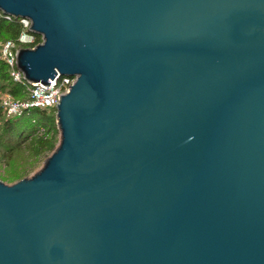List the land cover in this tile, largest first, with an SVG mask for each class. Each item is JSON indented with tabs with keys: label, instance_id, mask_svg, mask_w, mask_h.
Masks as SVG:
<instances>
[{
	"label": "water",
	"instance_id": "95a60500",
	"mask_svg": "<svg viewBox=\"0 0 264 264\" xmlns=\"http://www.w3.org/2000/svg\"><path fill=\"white\" fill-rule=\"evenodd\" d=\"M76 76L58 141L0 180V264H264V0H0Z\"/></svg>",
	"mask_w": 264,
	"mask_h": 264
},
{
	"label": "trees",
	"instance_id": "16d2710c",
	"mask_svg": "<svg viewBox=\"0 0 264 264\" xmlns=\"http://www.w3.org/2000/svg\"><path fill=\"white\" fill-rule=\"evenodd\" d=\"M21 29L18 18L8 20L0 13V47L4 40H17ZM40 37L38 34L39 40ZM3 91L15 98L25 97L24 85L12 79L9 66L0 56V92ZM55 112L56 108H31L21 114L7 116L0 97V146H4L5 152L11 153L29 138L35 156L51 152L57 143L58 131L53 132L56 128ZM41 127H45L46 131L40 132ZM15 139L19 143H15ZM1 175L8 181L21 177L13 173Z\"/></svg>",
	"mask_w": 264,
	"mask_h": 264
},
{
	"label": "built area",
	"instance_id": "2783aa9c",
	"mask_svg": "<svg viewBox=\"0 0 264 264\" xmlns=\"http://www.w3.org/2000/svg\"><path fill=\"white\" fill-rule=\"evenodd\" d=\"M1 13V11H0ZM2 14V13H1ZM3 15V14H2ZM8 20H14L11 15H4ZM22 29L17 40H4L0 47V56L7 63L12 79L24 85L25 97L15 98L11 94L5 95L2 99V106L7 116L21 114L31 108H56L60 96L66 93L70 86L76 81V76L61 75L57 73L50 81L49 85L29 83L16 63V52L20 47H34L42 41L38 39V34L30 30L31 21L28 18H18ZM46 131L45 127L40 128V132Z\"/></svg>",
	"mask_w": 264,
	"mask_h": 264
},
{
	"label": "rangeland",
	"instance_id": "374dc122",
	"mask_svg": "<svg viewBox=\"0 0 264 264\" xmlns=\"http://www.w3.org/2000/svg\"><path fill=\"white\" fill-rule=\"evenodd\" d=\"M7 94L10 93L5 91L0 92L1 101ZM57 131L58 129L56 125V128L53 129V132ZM56 135L58 141L59 131ZM3 141L5 142L7 141V139ZM14 142L19 143L17 142V139H15ZM49 154L50 152L40 156H35L31 148V141L29 140V138L26 139L23 143H21L20 147L16 148L11 153L5 152L4 146H0V180L10 184L17 181L18 179L31 175L36 169L41 166L43 160ZM1 173H13L21 175V177L14 181H8L2 177Z\"/></svg>",
	"mask_w": 264,
	"mask_h": 264
}]
</instances>
